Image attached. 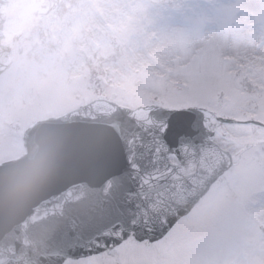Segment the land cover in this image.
<instances>
[{"label":"rangeland","instance_id":"374dc122","mask_svg":"<svg viewBox=\"0 0 264 264\" xmlns=\"http://www.w3.org/2000/svg\"><path fill=\"white\" fill-rule=\"evenodd\" d=\"M41 1L7 7L8 30L35 37L29 52L16 45L17 60L32 56L50 66L17 96V85L5 88L0 78V160L24 152L22 133L33 122L99 95L129 107L204 105L239 120L225 124L229 138L220 131L214 137L241 164L238 181L234 173L221 177L191 221L150 247L129 239L96 263L64 264H264V234L256 232L264 225V0H60L38 22ZM171 7H182L186 19ZM217 195L222 203L214 207ZM255 196L261 205L252 208L247 198ZM9 224L8 217L3 232Z\"/></svg>","mask_w":264,"mask_h":264},{"label":"water","instance_id":"95a60500","mask_svg":"<svg viewBox=\"0 0 264 264\" xmlns=\"http://www.w3.org/2000/svg\"><path fill=\"white\" fill-rule=\"evenodd\" d=\"M57 3L44 0L40 15L49 13ZM4 20V13H0V72L9 63L2 33ZM169 121L174 124L168 126ZM187 124L186 117L168 116L157 106L132 110L98 100L60 119L33 125L25 136L28 152L0 167V172L9 177L0 185V251L36 255L64 246V242L75 249L86 241V236L97 235L103 213L127 198L134 205H141L140 199L156 200L158 207L153 213L161 219L163 213L159 212L169 211L175 217L166 224L173 222L189 206L179 213L174 211L175 204L162 195V187L165 192L169 189L184 207L189 202L186 196L193 194L197 201L216 179L211 176L207 180L202 175L210 172L209 166L186 167L178 153L176 140L180 135L187 138ZM170 151L181 165L168 162ZM161 175L166 176L163 185ZM148 182L151 186L145 193ZM6 212H10V224L3 232ZM125 215L118 223L130 222ZM61 251L53 253L59 254L53 262L34 260H38L36 264H58L66 256H77ZM2 257L0 252V261Z\"/></svg>","mask_w":264,"mask_h":264}]
</instances>
